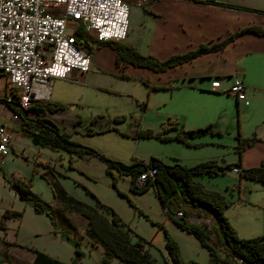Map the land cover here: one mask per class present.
Segmentation results:
<instances>
[{"label": "rangeland", "instance_id": "rangeland-1", "mask_svg": "<svg viewBox=\"0 0 264 264\" xmlns=\"http://www.w3.org/2000/svg\"><path fill=\"white\" fill-rule=\"evenodd\" d=\"M113 54L109 45L92 46L88 68L81 78L54 80L60 99L66 101V106L54 113L56 122L69 137L95 151L76 153L33 142L19 130L16 113L4 106L1 97L11 94L13 87L0 73V120L11 129V144L0 163V257L5 263L23 264L33 253L30 246L70 260L76 258V246L80 264H103L101 244L92 242L85 232V216L54 194L55 182L66 193L95 206L109 220L116 217L117 224L128 231V239L140 238L155 263L173 264L164 243L166 232L176 243L181 264H210L208 243L175 221L154 184L131 188L130 174L108 167L99 153L125 162L147 161L150 156L186 164L207 157H215L218 162L235 161L239 155L246 165L264 160V121L257 114L264 107V89L255 91L250 101L254 103L244 110L241 104L248 100L247 92L245 98L238 99L225 89L189 96L181 89L154 87L150 81L160 80L154 70L126 61L116 64ZM225 62L229 64L226 68L239 74L234 61ZM179 109L188 112L186 121L200 122L195 126H204L207 118L215 122L186 136L187 140L178 138L174 136L175 125L187 128L183 117L172 114ZM145 129L151 133L145 134ZM252 134H259L260 140L254 139L239 151V137ZM194 177L227 196L229 203L223 212L239 236L261 235L264 240L262 180L239 175L231 166L212 174L195 173ZM13 180L24 181L31 192L47 201L52 206V219L45 211L35 210L29 199L14 193ZM186 208L187 219L206 224L207 240L216 254L231 264H242L219 242L213 217L206 211L198 214ZM12 209L20 213H11ZM121 263L115 255L108 261Z\"/></svg>", "mask_w": 264, "mask_h": 264}, {"label": "trees", "instance_id": "trees-1", "mask_svg": "<svg viewBox=\"0 0 264 264\" xmlns=\"http://www.w3.org/2000/svg\"><path fill=\"white\" fill-rule=\"evenodd\" d=\"M215 3H222L231 6H240L248 9L263 11L262 8L253 6L239 5L222 0H208ZM250 29L255 32L264 33V27L250 23L242 26L239 30L233 31L221 39L212 42H201L193 48L181 52L170 53L165 57H157L148 52H141L132 45L122 43L112 39H97L86 32L80 24L73 29L74 41L78 46H86L89 52L93 45L109 43L115 48V62H130L136 65H143L152 69H164L170 65L186 60L202 51L220 47L223 43L235 35L240 30ZM154 87L159 85L152 84ZM9 97L2 96L4 103L12 109L20 118L19 130L27 134L30 139L39 144H46L60 147L68 151L82 153L84 150L95 151L91 146L80 143L79 141L68 136V131L62 129L47 114L58 107H63L65 103L58 101H39L30 102L27 107H22L17 100L16 92L11 89ZM237 100V99H236ZM210 123L204 126L193 128H183L177 126L174 136L187 140L188 135H193L199 130H205ZM210 130L212 129L209 127ZM145 134H150L149 129L143 130ZM256 135H242L237 142L238 150L241 151L245 145L250 144ZM106 161L108 167H115L118 171L130 174V187L133 189H142L149 184H154L156 192L162 202L165 210L172 215L175 221L181 226L192 230L200 239L208 243L210 254L208 263L223 264V256L216 254L212 244L207 240L209 238V229L206 224L192 221L186 218L191 210H203L213 217L214 229L217 233L219 242L225 247L228 254L238 257V263L242 264H264V240L261 235L249 237L239 236L223 208L229 203L227 196L220 190L206 186L203 181L194 177L195 173H217L221 172L226 166L237 167L239 175H247L252 178L260 179L264 182V160L260 163L241 165L239 159L235 161L218 162L215 157L199 159L191 164L179 161L165 162L157 156H150L147 161L136 159L131 162H125L120 159L112 158L99 153ZM154 165L155 170L152 177H146L142 183L135 180L136 174L147 166ZM14 187V193L22 198L29 199L35 210L45 211L52 219V206L38 195L31 192L27 183L22 180L11 181ZM53 192L69 208L81 213L86 218L85 232L92 242H98L102 246L101 261L108 264L112 255L121 260V264H162L155 263L149 255L147 249L142 246V241L137 238L134 241L128 239V231L120 227L116 217L109 220L99 209L90 205L68 193L55 182H52ZM179 204H183L179 207ZM177 208L181 209V214H175ZM14 214L20 211L12 209ZM165 246L173 264H181L178 257L175 241L165 232ZM33 255L28 264H80L77 254L80 252L78 247H74L75 257L70 260H63L53 256L43 249L30 246ZM2 259L0 257V264Z\"/></svg>", "mask_w": 264, "mask_h": 264}, {"label": "crops", "instance_id": "crops-1", "mask_svg": "<svg viewBox=\"0 0 264 264\" xmlns=\"http://www.w3.org/2000/svg\"><path fill=\"white\" fill-rule=\"evenodd\" d=\"M126 1L128 3L127 30L124 37L118 41L160 58L170 53L193 48L201 42L221 39L250 23L264 27V0L259 3H252L247 0H222L262 8L263 11L208 0ZM102 45L111 46L107 42L97 46ZM93 46L97 47L96 45ZM111 47L114 49L113 58L114 63H116L115 48ZM224 60L227 63L234 61V68L238 70L236 72H239L243 80L245 92L249 93L248 100L241 104V108L245 110L254 103L250 101L255 91L264 89V33L261 32L243 29L235 33L233 38L225 41L220 47L202 51L164 69L156 70L149 67L160 78V80L150 81V84L168 86L170 90L181 89L182 93L189 96H194L198 91L204 90H227L234 69L230 71V68H226V65L229 64H226ZM55 78L51 81L50 94L47 100L65 103L66 101L60 99L61 97L57 92L58 88L54 85ZM62 78L64 80L77 79V72L72 69L69 76ZM184 103L189 105L192 102ZM4 106L7 107L5 103ZM65 106L66 103L63 107L47 111V114L56 122L55 111ZM258 113L261 120L264 121V107H260L257 110ZM172 114L177 118L183 117V126L187 124V128L197 127L194 124H200L197 121H195L196 123L186 121L188 112L183 109L176 110ZM210 120L212 119L207 118L203 122L205 124L215 122ZM256 139L260 140L259 134L256 135ZM238 159L241 165H246L240 155ZM182 205L179 204L178 206L181 207ZM194 212L201 214L202 210L199 209ZM32 255L33 253L23 264H28ZM1 264L7 263L2 260Z\"/></svg>", "mask_w": 264, "mask_h": 264}, {"label": "built area", "instance_id": "built-area-1", "mask_svg": "<svg viewBox=\"0 0 264 264\" xmlns=\"http://www.w3.org/2000/svg\"><path fill=\"white\" fill-rule=\"evenodd\" d=\"M127 23L126 0H0V73L22 107L47 100L53 78L67 77L72 69L81 78L88 68L87 47L74 41L77 24L97 39L119 40ZM227 90L238 99L245 98L239 74L231 75ZM10 144L11 129L0 121V163ZM154 170V165L145 167L135 180L153 176ZM174 213L181 214V209ZM223 264L231 262L223 260Z\"/></svg>", "mask_w": 264, "mask_h": 264}, {"label": "bare ground", "instance_id": "bare-ground-1", "mask_svg": "<svg viewBox=\"0 0 264 264\" xmlns=\"http://www.w3.org/2000/svg\"><path fill=\"white\" fill-rule=\"evenodd\" d=\"M146 177H152V176H144L143 178H141V179L137 180V182H138V183H142V182H143V180H144Z\"/></svg>", "mask_w": 264, "mask_h": 264}]
</instances>
